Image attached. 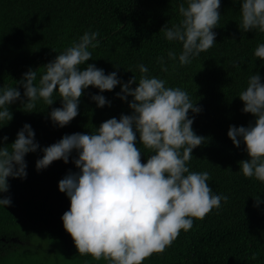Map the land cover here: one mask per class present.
<instances>
[{"label":"trees","instance_id":"trees-1","mask_svg":"<svg viewBox=\"0 0 264 264\" xmlns=\"http://www.w3.org/2000/svg\"><path fill=\"white\" fill-rule=\"evenodd\" d=\"M184 0H0V92L5 86H16L23 99L24 89L15 85L30 68L36 70L38 84L44 65L78 41L86 31L98 32L100 44L89 48L92 59L81 65L94 64L107 75L116 71L122 82L133 75L139 80L138 65L148 68V75L165 80L166 87H179L202 110L194 116L193 131L206 138L193 149L188 162L192 172H208L213 194L227 196L219 209H213L202 220L193 219L190 230L179 236L163 252L153 253L142 264H264V182L246 178L239 162L247 160L245 145H233L227 136L230 125L254 123L251 113L242 112L244 102L239 93L248 79L259 74L264 83V60L254 56L264 44V32H245L239 28L241 0H221V17L213 29V46L201 52L187 65H180L182 45L165 39L161 28L171 27L181 19L178 6ZM55 51H53V50ZM177 53V60H168V51ZM163 56L168 67L161 71L158 58ZM239 64V67L234 65ZM118 67V68H117ZM133 83L130 87H135ZM113 90L101 92L89 86L79 98L78 115L64 126L50 119L52 108L62 107L59 96L52 105L37 100L33 112H25L20 100L8 105L12 119L0 125V146L11 144L25 123L35 133L39 148L27 153V176L8 177L11 205H0V264H109L101 258L80 255L61 217L69 210L68 196L59 191L58 182L69 172L79 173L73 160L53 161L37 170L35 163L43 156L42 148L73 133H95L107 119L131 114L128 101ZM103 95L110 103L103 107L90 97ZM4 122L0 121V124ZM141 162L151 153L139 141ZM10 148V145L8 146ZM259 197L258 206H253Z\"/></svg>","mask_w":264,"mask_h":264},{"label":"clouds","instance_id":"clouds-1","mask_svg":"<svg viewBox=\"0 0 264 264\" xmlns=\"http://www.w3.org/2000/svg\"><path fill=\"white\" fill-rule=\"evenodd\" d=\"M220 4L221 0H184L178 6L179 22L161 28L166 40L182 45L180 65L190 64L216 42L213 29L221 17ZM240 16L239 28L264 32V0H241ZM98 36V32L86 31L57 54L43 66L38 84L34 83L36 70L25 72L15 83L23 87V99L16 86H5L0 92V121L4 122L0 125L12 119L8 105L17 100L24 104L25 112H33L37 100L49 106L59 96L62 107L52 108L49 117L56 126L64 127L78 115L84 89L93 86L101 92L111 91L119 84L121 90L115 95L122 101L132 97L128 101L131 114L107 119L95 133L62 136L41 149L43 156L35 167L39 171L56 160L68 163L71 152L77 150L73 163L79 173L69 172L58 182L59 191L70 200L61 220L77 252L95 260L104 258L109 264H142L170 246L181 230H190L192 218L202 220L228 197L213 194L208 172H192L188 167L193 149L206 141L193 131L194 116L189 117V111L197 114L202 109L186 91L166 87L165 80L148 75L143 64L138 65L139 80L133 75L127 82H122L116 71L106 75L94 64L82 69L81 65L92 59L89 48L100 44ZM254 56L264 60V44L258 45ZM167 57L176 61L177 53L170 50ZM158 63L161 71H168L163 56ZM133 83L136 86L130 87ZM238 96L244 102L241 111L251 113L255 120L247 127L230 125L227 136L234 146L245 145L249 158L239 162L243 176L264 182V83L260 75L250 76ZM90 98L97 107L110 103L100 94ZM137 133L151 153L144 163L136 146ZM34 137L33 129L25 123L11 144L0 146V193L9 190L8 177L26 178L24 157L40 147ZM6 140L7 136H0V141ZM254 199L255 207L260 199ZM11 203L10 196H0V205Z\"/></svg>","mask_w":264,"mask_h":264}]
</instances>
